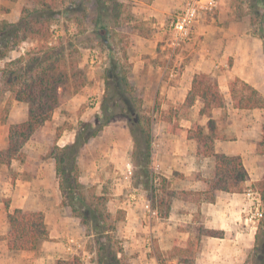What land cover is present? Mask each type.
I'll return each mask as SVG.
<instances>
[{
    "label": "crops",
    "instance_id": "0c3cea01",
    "mask_svg": "<svg viewBox=\"0 0 264 264\" xmlns=\"http://www.w3.org/2000/svg\"><path fill=\"white\" fill-rule=\"evenodd\" d=\"M61 1L58 5L62 7ZM92 1L97 5L98 2L101 3L103 9L110 8L108 2H105L106 0ZM115 1L121 9L115 12L112 25L109 24L108 27H104L102 20L104 16L101 12H99L98 22L90 23L91 32L97 34L100 31L105 32V39L102 43L108 45L105 50L106 54L100 56L97 49L86 48L87 54L82 57V62L79 63L78 67L87 66L90 69H95L104 60L108 61L109 46H121L119 49H121L122 55H119V58L125 57L131 65L130 78L136 90L142 93L145 104L151 106L152 109L157 103L158 111H160L153 115L154 122L151 131L152 165L155 169H158L159 166L164 169L166 178L178 176L184 181L189 180L195 172L202 173L201 166H199L200 171H198L197 161L200 162V165L205 161L208 165H206V170L208 173H212L213 159L198 155L197 142L187 138L189 129L197 124L204 125L207 121L206 117L198 115L201 107L199 101H196L190 108H184L182 105L191 89L195 74L204 73L217 80L226 104L224 109L214 110L211 114L215 120L214 114L216 112H223L225 115L223 120L216 121L218 139L214 141V151L227 156H240L247 172V179L241 184V193L216 191L213 193L214 201H209L203 192L208 187L206 179H209L211 174L209 177H206L208 173L206 176L201 174L183 187L182 190H185L183 191L185 194L182 193V195H187L188 190H192L197 195L201 194L203 202L200 207L202 220L200 226L224 233L223 238L199 236L200 247L195 255L196 264H243L247 256L246 253L252 248L254 241L252 231L254 227H251L249 232V222L253 217L252 195L254 190L252 186L260 180L263 174L264 158L256 151V144L261 135L263 112L258 109L238 110L233 108L228 95V85L234 78H239L257 89L264 97L262 43L252 35H246L245 38L234 37L230 35L229 30L225 35H221L219 40L214 41L216 44L214 46L219 48L222 55H216L213 52L210 55H204L203 43H199L204 29L202 24L198 22L193 27L191 41L179 49H172L167 21L171 14L178 11L181 0ZM24 3L25 0H16L15 2L0 0V5L7 8L0 20L10 23L18 22ZM221 3L222 0H220ZM75 4L84 6L80 0H74L73 4L70 5ZM56 5L57 0H53L54 11L57 10ZM123 16H127L125 22H122ZM55 17L56 15L54 19ZM64 22L66 20L63 17L52 21L50 26H56L55 34L57 37L55 39L53 33L50 32L47 41L48 46L58 44L59 40L71 34L73 25H69V28L65 30L63 28ZM122 25L125 26L124 30L126 31H123ZM165 36L166 40L164 39ZM28 42L35 44L31 41L23 42L11 51L17 55L11 58L7 56L6 62L28 51L25 48ZM229 60L232 62L230 65H228ZM80 91L75 93L71 99L78 106L88 98L87 96H90V89L83 88ZM3 93L11 98V105L8 108L5 123L0 124V150L7 146L9 126L23 122L27 116L26 104L16 102L9 91ZM73 103L67 102L62 108L68 109ZM178 109L186 111V114L178 118L175 115L174 118L172 117L171 126L178 125L180 128L178 134H172L168 131L169 124L161 116L162 113L167 115L169 111ZM60 110L61 106L59 105L53 111L50 120L22 146L20 149L22 158L20 160H12L9 165L0 166V264H48L60 258L64 259L66 255H74V258L80 257L79 259L83 264H93L91 255L85 254L82 238L77 235L80 232L79 219L70 217L72 214L70 209L62 205L58 181L55 176L54 161L51 158H45L49 148L54 143L58 147H63L73 140L76 133L77 127L62 126L67 118L64 113H60ZM191 111L192 113L188 114ZM57 127H62L63 130L55 140ZM105 127L109 126L106 125ZM103 129L101 130L102 133L104 132ZM95 137L80 150L77 166L80 155L86 151L87 145ZM33 164L36 165L32 167ZM174 173L177 176H173ZM183 196L172 199L169 214L164 217L168 221L171 217H175L173 225H176V222H181L178 218L180 216L175 210L185 203ZM3 200H8V211L21 209L25 212L42 213L48 232V240L43 241L35 251L8 250L6 238L9 225ZM137 218L141 221L140 217H133V220L137 221ZM153 229L152 227L151 230ZM139 230L142 228L135 224V229L132 228L129 231L130 235L134 236L132 237L135 242V235L140 234ZM169 235H171L172 240L170 243L167 240ZM192 236L189 230L177 228L170 233L158 231L159 248L156 247V249L169 252L176 240L187 243L191 241ZM152 257L150 259H154L158 264L154 251Z\"/></svg>",
    "mask_w": 264,
    "mask_h": 264
},
{
    "label": "trees",
    "instance_id": "16d2710c",
    "mask_svg": "<svg viewBox=\"0 0 264 264\" xmlns=\"http://www.w3.org/2000/svg\"><path fill=\"white\" fill-rule=\"evenodd\" d=\"M15 2L16 0H5ZM86 7L87 0H80ZM108 7L115 12L121 7L115 0H106ZM259 14L255 15L259 24L258 38L262 41L264 54V0H255ZM103 8L97 12L93 23H97L99 12L104 14ZM85 14V8L83 11ZM53 0H25L21 16L16 23L0 20V60L5 59L9 52L16 49L25 41L35 42L31 51L4 63L0 68V100L4 91H9L18 103L26 104L27 116L23 122L13 124L8 129L7 146L0 150V166L9 165L12 160H20L22 146L39 132L40 128L50 120L53 111L62 103L63 95L67 92L71 80H74L72 93H77L84 86L82 70L78 67V60L73 59L67 51L68 44L59 40L57 46H48L50 24L55 16ZM102 29V28H101ZM105 39V38H104ZM108 67L106 69L105 95L100 104L95 122H79L73 140L58 147L55 143L48 150L45 158L54 161L55 176L62 198V205L68 207L72 215L79 219L83 226H90L95 244L96 264H129L124 259L123 249L111 235L113 225H107L111 219L105 217L95 209V205H103L104 197L90 194L79 180L77 158L80 150L94 138L106 125L117 117L127 121L128 130L132 138V154L140 163L142 181L139 182L148 192L149 200L161 197L164 192L166 199L164 217L169 214L171 201L177 198L174 191L167 190L168 179H157L152 171V124L153 115L158 111L157 103L151 109V115H140L142 109V93H139L130 79L131 65L125 57L114 55L113 48L108 47ZM82 77V78H81ZM75 81L79 83H75ZM228 95L232 107L238 110L258 109L263 112L260 140L256 144V151L264 158V97L253 86L234 78L228 85ZM196 101L201 107L198 115L206 117L204 125L197 124L188 130L187 138L198 144V155L213 159V170L206 179L207 189L203 192L206 199L214 201V192L241 193V184L247 179V172L240 156H227L215 153L214 141L218 139L216 120L212 118L214 110L225 108L226 100L217 80L207 74L198 73L193 76L191 89L187 93L182 107L190 108ZM162 119L167 122L168 131L178 134V125L171 126V111L167 115L162 113ZM63 128L57 127L55 140L60 136ZM173 176H177L176 173ZM181 176V175H179ZM158 186H162L158 188ZM253 189L260 195L264 203V163L263 174L255 182ZM89 190V189H88ZM88 193V194H86ZM183 193V192H182ZM185 194V192L183 193ZM161 198L158 207L162 208ZM153 209L156 207L151 206ZM9 225L7 248L10 251H35L43 241L48 240V232L44 223V215L40 212H25L21 209L8 211V200L4 201ZM116 221V219L114 220ZM198 236L223 238L222 231L205 229L200 226L196 230ZM199 241L192 248L191 242L175 241L169 252L154 250L158 264H165L166 260H175L177 264H196L195 255L199 250ZM79 259L75 257V260ZM65 264V263H64ZM244 264H264V215L254 235L252 248L248 251Z\"/></svg>",
    "mask_w": 264,
    "mask_h": 264
},
{
    "label": "rangeland",
    "instance_id": "374dc122",
    "mask_svg": "<svg viewBox=\"0 0 264 264\" xmlns=\"http://www.w3.org/2000/svg\"><path fill=\"white\" fill-rule=\"evenodd\" d=\"M73 1L74 0H62L61 3L63 6L61 7L58 5L60 0H57L55 19L59 20V17H63L64 20H66V22L63 23V28L65 30L69 28V25H73L71 34L66 36V38L63 37L61 39L62 43L69 45L67 51L72 55V58L77 59L79 63L82 62V57L87 54V51H85L86 48L97 49L100 56L104 53L106 54L105 50L108 45L102 43L105 38V32L100 31L97 34L96 32L90 31V23L96 18L98 10L102 8V4H99L98 2L97 5L92 0H87L86 7H84L86 12L83 14L84 8L82 4L70 5L73 4ZM6 10L7 8L5 6L0 5V18L3 17ZM258 10L259 8L255 6V0H222V3L213 16L204 17L199 21V24H202L204 29V32L199 39V43H203L204 46V55H210L211 52H213V54L216 53V55H222L219 48L214 46L216 45L214 44V41L219 40L221 35H225L229 30L230 35H233L234 37L245 38L246 35H252L258 38L260 31L258 21L255 17L257 13L259 14ZM103 16L102 20L104 27H108L109 24L112 25L114 12L110 8L104 10ZM126 18L127 16H123L122 22H125ZM124 28L125 26L122 28L123 31H126ZM164 39L166 40V36ZM57 45L58 44H55L53 46ZM34 46L35 44H30V42H28L25 48L33 53L34 51L31 50ZM120 47L121 46L118 45H111L116 57L122 55L121 49H119ZM34 50H36V48H34ZM16 55L17 53L11 52L8 54V58H11L12 56L15 57ZM6 61L7 59L5 58L0 62V68L3 67ZM231 63V60H229L228 65ZM107 67V60L98 64L95 69H90L87 66L82 68L79 67V69L82 70V77L84 78V86L81 89H90V96H87L88 98H86L79 106L78 104H74L73 100H71L72 97L75 96V93H72L71 87L74 85V80H71V84L67 86L68 90L64 93L62 103L60 104V113H64L67 118L62 125L63 127L76 128L78 127L79 121L95 122L96 115L99 111V104L105 95L106 82L104 78L106 77ZM75 83L79 82L75 81ZM2 86L3 83L0 84V87ZM78 92H81L80 89ZM70 101L73 104H70L68 109L62 108L64 107V104ZM145 103L146 102H144V99L142 98V109H140L139 114L151 115V106H148ZM10 105L11 98L3 93L0 102V124L5 123ZM192 111L194 113V109ZM192 111L188 112V114L192 113ZM185 114L186 111L182 109L171 111V117L173 118L174 115L178 118ZM224 116L223 112H216L214 114L216 121L223 120ZM107 126L109 127H105L103 133L102 131L98 133L95 139L87 145L86 151H83V154L80 155L78 159L79 175L80 181L84 188L89 191V195L95 194L104 197V204L95 205V209L98 210L103 217L107 214L112 217L106 221V224L113 225L111 235L115 237L116 241L122 247L126 262L129 264H156V261L154 259L151 260L150 258H153L154 249H156V247L159 248V238L157 237L158 231L170 233L176 228L189 230L193 235L190 242L192 248L195 249L200 238L197 235L196 230L202 225L200 207L203 199L201 194L197 195L192 190H188V194L183 196L182 192L185 190L182 189L188 182H192L201 174L203 176L207 175L208 171L206 170V162L203 161L200 165V162L197 161L196 165L198 166V171L201 169L202 173L195 172L196 174L194 173V175L186 181L180 179L178 176L176 178H172L171 176L166 178V171L161 169L160 166L158 169H155L151 162L150 171L154 173L155 178L168 179L169 183L167 185V190L174 191L179 198H182V196L185 197V203L182 204L183 206H178L179 208L175 210L178 212V216H180L178 218L181 222H176L177 224L173 225V223H175V217H171L170 221L164 218L166 205L164 192L161 193L160 191L159 195L161 197L157 199L155 198L153 203H151L148 192L139 184V182L142 181V177H140L142 169L136 156H131L133 148L132 138L128 130L127 121L122 117H117ZM34 165L36 164H33L32 167H34ZM199 166H201L200 169ZM210 174L211 173L209 172L206 177H209ZM160 187L162 186H158V188ZM254 192L257 191L254 190ZM161 198L163 199V206H161L162 208H159L158 203ZM203 198L205 197L203 196ZM4 201L5 200H3V202ZM152 204L156 207L155 209L151 207ZM260 210L262 212V217H252L249 222V232L251 231V227H254L252 230L254 235L257 232L258 225L264 215V203H262V201ZM152 211L155 212V215L151 214ZM70 217L74 216L71 214ZM133 217H140L141 221L139 218L135 221L133 220ZM115 219L116 221H114ZM135 224H138L143 230H139L140 234L138 236L137 234L135 235L137 238H135L136 242L133 239L134 236L130 235L129 232L132 228L135 229ZM91 225L92 222H90L88 226H83L80 223V232H78L77 235L82 238V241L84 242L85 254L91 255V262L96 264L95 244L93 236L90 235L92 233L90 228ZM152 227L154 228L153 230H151ZM167 240L169 243L172 241L171 235H169ZM64 263L83 264L80 259L75 260L74 255H66L64 259L60 258L54 260L53 263L49 262L48 264ZM165 264L177 263L175 260H166Z\"/></svg>",
    "mask_w": 264,
    "mask_h": 264
},
{
    "label": "built area",
    "instance_id": "2783aa9c",
    "mask_svg": "<svg viewBox=\"0 0 264 264\" xmlns=\"http://www.w3.org/2000/svg\"><path fill=\"white\" fill-rule=\"evenodd\" d=\"M220 0H181V5L174 14L170 15L167 21V30L171 40V48L179 49L192 39L193 27L204 17L213 16L219 8ZM56 26H50V32L55 36ZM95 60V59H93ZM253 217H262L260 210L261 199L257 192L252 195ZM152 215L155 212L152 211Z\"/></svg>",
    "mask_w": 264,
    "mask_h": 264
}]
</instances>
